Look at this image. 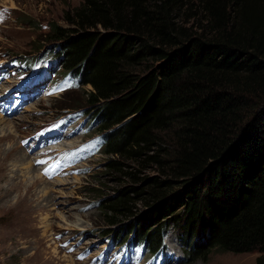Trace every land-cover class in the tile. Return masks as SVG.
<instances>
[{"label": "trees", "instance_id": "obj_1", "mask_svg": "<svg viewBox=\"0 0 264 264\" xmlns=\"http://www.w3.org/2000/svg\"><path fill=\"white\" fill-rule=\"evenodd\" d=\"M63 20L48 51L93 87L106 168L142 183L101 199L105 215H128L135 193L134 241L152 250L179 224L197 258L264 254V0H80ZM150 164L161 175L141 176Z\"/></svg>", "mask_w": 264, "mask_h": 264}, {"label": "rangeland", "instance_id": "obj_2", "mask_svg": "<svg viewBox=\"0 0 264 264\" xmlns=\"http://www.w3.org/2000/svg\"><path fill=\"white\" fill-rule=\"evenodd\" d=\"M79 2L0 0V14L3 16L0 19V63H9L12 58L35 56L43 45L41 53L52 49L54 42L45 40L50 23L65 24V10ZM92 88L88 84L82 85L60 96L34 102L15 116L0 112V264H89L74 248L68 249L60 242L79 233L88 244L100 243L110 235L126 237L134 226H137L136 232L129 236L141 233L144 225L141 216L147 210L141 195L131 194L134 197L129 204L130 213L115 219L114 224L102 209L101 199L114 196L124 187L142 184L129 176L109 171L105 147L100 155L84 164L88 169L85 175L48 180L22 145V139L69 110L68 105H78L74 109L87 108L82 96L84 90ZM1 91L0 88V95L6 93ZM16 108L9 104L7 98L0 105L1 111ZM90 110L97 112L96 108ZM97 133L101 132L93 130V134ZM86 138L73 137L69 145H76ZM139 169L143 177L161 175L151 164ZM91 202L94 206L83 210ZM151 226L148 224L143 232ZM60 231L66 236L58 241L55 235ZM197 233L189 232L179 224L167 229L163 238L165 247L177 252L181 258L178 263L174 261L171 264H257L258 257L264 255L259 251L234 253L213 248L206 249L197 258L194 254L199 249L195 239ZM177 254L168 261L178 260ZM165 264L170 263L166 261Z\"/></svg>", "mask_w": 264, "mask_h": 264}, {"label": "snow or ice", "instance_id": "obj_3", "mask_svg": "<svg viewBox=\"0 0 264 264\" xmlns=\"http://www.w3.org/2000/svg\"><path fill=\"white\" fill-rule=\"evenodd\" d=\"M3 18V16H2V14H0V19H2Z\"/></svg>", "mask_w": 264, "mask_h": 264}, {"label": "bare ground", "instance_id": "obj_4", "mask_svg": "<svg viewBox=\"0 0 264 264\" xmlns=\"http://www.w3.org/2000/svg\"><path fill=\"white\" fill-rule=\"evenodd\" d=\"M1 121V120H0Z\"/></svg>", "mask_w": 264, "mask_h": 264}]
</instances>
